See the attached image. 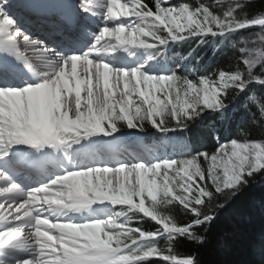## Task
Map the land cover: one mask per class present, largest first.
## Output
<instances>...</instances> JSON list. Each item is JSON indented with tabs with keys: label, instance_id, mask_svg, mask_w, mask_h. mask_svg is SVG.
<instances>
[{
	"label": "bare ground",
	"instance_id": "obj_1",
	"mask_svg": "<svg viewBox=\"0 0 264 264\" xmlns=\"http://www.w3.org/2000/svg\"><path fill=\"white\" fill-rule=\"evenodd\" d=\"M81 10L95 25H86L93 37L74 18L72 27L63 22V12L75 17ZM38 13L47 17L42 19ZM134 13L133 0H0V232L9 225L23 227L0 237V264H71L65 248L61 250L66 247L61 238L72 222L96 219L108 228L119 224L102 209L106 208L105 190L123 194L127 190L134 199L133 192L145 193L136 183L137 174L150 179L149 185L156 190L152 177L158 165L168 162L167 149H157L159 142L124 139L114 152L109 148L112 142L100 140L87 152L77 153L74 143L69 142L73 146L67 150L60 141L50 139L63 127L76 131L96 127L120 112L137 119L135 99L144 92L136 88V80L143 73L149 103L161 105L155 86L166 78L162 69H155L152 56L157 49L146 47L153 42L141 35ZM12 51L21 57L27 73L19 81L4 71L12 61ZM29 100L41 118L38 131L22 127L20 121L19 108L24 118L32 112ZM33 144H42L34 160L22 154ZM49 144L53 145L50 149ZM14 153L22 162L27 159L34 172L11 167L7 156ZM154 153L159 161L152 160ZM66 162L70 165L58 169V164ZM73 175L91 191L74 199L67 191L71 200L64 198L60 203L55 179ZM94 195L92 203L84 201Z\"/></svg>",
	"mask_w": 264,
	"mask_h": 264
},
{
	"label": "trees",
	"instance_id": "obj_2",
	"mask_svg": "<svg viewBox=\"0 0 264 264\" xmlns=\"http://www.w3.org/2000/svg\"><path fill=\"white\" fill-rule=\"evenodd\" d=\"M161 6L183 9L190 17L189 31L173 48L186 64V69H174L180 89L193 82L189 69L211 82L239 75L247 86L242 93L228 87L215 110L167 117L169 128L162 130L173 131L187 145L190 158L199 162L215 156L216 138L264 147V27L248 26L264 20V0H140L143 15H158ZM205 17L221 23L229 19L233 27L212 35L201 26ZM152 23L150 31L165 40V28ZM118 126L125 129L123 123ZM139 129L150 134L154 127L143 121ZM198 184L192 202L158 204L153 216L118 206L121 212H133L138 236L116 255L114 264H174V258L183 260L178 264H264V166L230 189L218 190L207 177ZM160 223L176 230L164 234ZM150 254L154 257L148 258Z\"/></svg>",
	"mask_w": 264,
	"mask_h": 264
},
{
	"label": "rangeland",
	"instance_id": "obj_3",
	"mask_svg": "<svg viewBox=\"0 0 264 264\" xmlns=\"http://www.w3.org/2000/svg\"><path fill=\"white\" fill-rule=\"evenodd\" d=\"M133 9L135 11L134 16L136 22L140 26L141 35L145 37L144 39L148 38L150 42L152 41L154 43L156 41L158 46L162 48V52L161 49H157L155 50V55L152 56L153 61L155 63L157 62L155 69H162L164 77L166 78L165 82L161 83L159 86H155L160 90L158 100L160 104L163 105L161 108L162 111L158 108L161 105L157 107L151 106L149 103V98L145 95L147 84H145V80L143 79V73L142 78L136 80V88L144 92L138 99H135L137 108L135 107L136 109H134L139 112V117L137 119L130 120L129 117H126L127 115L125 116L123 112H120L119 116L117 115V117L113 119L96 123V127L81 129L80 131H76L79 129L74 130L72 128L63 127L58 133L53 134V136L50 135V139H52L53 142L56 141V143L60 141L62 145H65L64 149L68 150L73 146L72 144L70 145V143L76 144L81 142V140L90 146L95 145L98 141L99 144H101L100 140L105 139L102 135L104 134L102 128L105 130L112 129L114 132L117 131V136L121 133L126 140L150 138V142L154 143L155 140L151 139L154 137L149 136V138H145L139 135V127L143 121L148 122L152 127H156L157 130H160L164 127H169V125L164 122V119L167 117L176 118L179 113L189 110L196 113L200 108L215 110L219 106V97L224 95L226 89L230 86L237 88L238 91L247 88L242 77L239 75L225 76L221 78L219 82H209L206 79L197 78L195 74H191L195 81L188 84L185 87L186 90L180 89L179 83L174 80L172 66L169 65L173 59L168 52L177 38H181V35L189 31V15H187L183 9L175 11L160 7V13L155 19L150 16L145 17L140 13V0H133ZM152 22L158 25L160 24L165 28L164 30H166L167 35V40L165 42L158 40L156 36H154L153 31L149 30L150 25L154 24ZM231 23L232 21L229 19L221 23L218 19L212 20L211 18L205 17L201 26L205 32L210 34L213 33L212 35H214L215 30L221 29L222 33H224L232 28L233 25ZM262 24H264V20L257 21L254 25L264 27ZM164 48H166L167 53L165 52L164 56H162V53L165 51ZM252 62L256 64L257 60L253 59ZM173 63H175V61ZM130 73L136 75L134 71H130ZM29 101L32 112L27 115L28 121L27 117L24 118V116H22V109L19 108L20 121L23 123L22 127L36 128L34 130L38 131L40 127L38 123L41 122V118L36 110V104H33L32 100ZM119 123H123L125 128L129 131L121 129L118 126ZM24 124L27 125L24 126ZM127 132H133L134 136H129ZM16 133L21 135L20 130H17ZM136 134L138 136H135ZM65 141L68 143H64ZM158 141L160 142V138ZM160 144L162 145L160 147L161 151L164 149L168 151V157L165 160L168 162L158 165L160 169L157 170V175L152 177V185H155L156 190L149 185L150 179L147 181V179L140 174L136 176V183L145 189V193L139 194V191L133 192L136 194L134 199L132 193L130 194V191L127 192V190L124 194L123 192H109V190H105L107 195L105 196L102 194L104 196L102 202H104V206L109 209L110 215H113L110 210L115 208L117 204H124L134 209L136 213L153 216L155 214L154 209L158 204L168 202H192V194L194 189L198 188V181L200 180L202 182L205 177H207L209 182L214 184L218 190L230 189L240 184L244 175L257 172L264 166V147L256 143H219L217 145V153L208 162H199L197 158H190L188 154L184 152V144L181 142L176 143L171 138H166L164 142H160ZM9 155L10 154H8V156ZM61 177L62 176H58L55 179V181H58L56 183V195L59 202H64V198L65 201L71 200L66 193L67 191L70 192L72 199L76 196L81 197L86 192L91 191L87 186H84L76 175H73V177L68 176L60 180ZM194 196L197 199L199 198L197 194ZM92 200H96V195L93 196V199H86L84 201L86 203H92ZM91 213L94 214L95 212L91 211ZM130 213L131 212L127 214L119 213L112 219L119 220V224L116 228L103 226L101 222H98L96 219L72 222L71 227H67L68 229L66 228L63 234L64 236L61 238V240L66 243V247L63 245L61 250L65 248L66 254L72 259L71 264H112L111 259L114 257L115 253L138 236V231L133 227V216ZM89 224H93L97 228L96 230L100 232L102 235L100 243H104L102 246L105 248L96 247L94 244L90 246L87 240V237L90 236L89 229L87 230ZM7 228L9 229L3 228V230H1L0 237L8 234L10 230L20 231L23 227L20 225L17 227L9 225ZM18 228H20V230H18ZM161 229H163L162 232L164 231L165 233L174 231V229L170 227L164 230L161 226ZM7 230L9 231L7 232ZM76 241L82 245V247L78 249L81 250L79 252L73 249L75 248L73 247V243ZM58 245L60 244L58 243ZM83 251H87V253L82 254Z\"/></svg>",
	"mask_w": 264,
	"mask_h": 264
}]
</instances>
